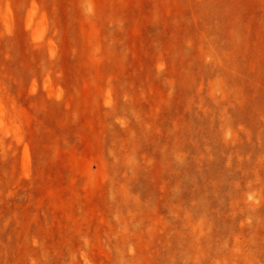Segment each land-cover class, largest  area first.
I'll return each instance as SVG.
<instances>
[{
  "label": "rangeland",
  "instance_id": "374dc122",
  "mask_svg": "<svg viewBox=\"0 0 264 264\" xmlns=\"http://www.w3.org/2000/svg\"><path fill=\"white\" fill-rule=\"evenodd\" d=\"M0 264H264V0H0Z\"/></svg>",
  "mask_w": 264,
  "mask_h": 264
}]
</instances>
